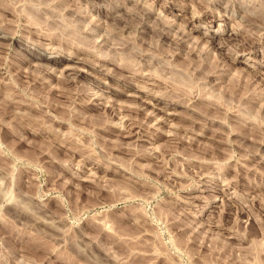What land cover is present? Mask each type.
I'll return each instance as SVG.
<instances>
[{"label":"rangeland","instance_id":"374dc122","mask_svg":"<svg viewBox=\"0 0 264 264\" xmlns=\"http://www.w3.org/2000/svg\"><path fill=\"white\" fill-rule=\"evenodd\" d=\"M0 36V264H264V0H0Z\"/></svg>","mask_w":264,"mask_h":264},{"label":"bare ground","instance_id":"6f19581e","mask_svg":"<svg viewBox=\"0 0 264 264\" xmlns=\"http://www.w3.org/2000/svg\"><path fill=\"white\" fill-rule=\"evenodd\" d=\"M5 40H7V37H3V36H0V46H1V43L3 42V41H5ZM30 54L33 56V57H35V60L37 59L38 61H40V62H43V61H47V62H51V63H57V64H59V63H61V62H63V60H61V59H58V55H56V56H53V55H49V56H40V55H38V54H35L34 53V51H30ZM74 60V58H72V59H70V61H73ZM74 62V61H73ZM65 71H69V70H73V68L69 65H67L65 68ZM138 92H140V91H138ZM134 97V96H133ZM159 103V102H158Z\"/></svg>","mask_w":264,"mask_h":264}]
</instances>
